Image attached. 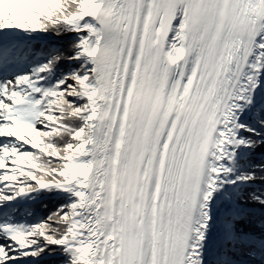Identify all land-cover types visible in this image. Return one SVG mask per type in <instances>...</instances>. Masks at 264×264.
Masks as SVG:
<instances>
[{
	"label": "snow or ice",
	"instance_id": "snow-or-ice-1",
	"mask_svg": "<svg viewBox=\"0 0 264 264\" xmlns=\"http://www.w3.org/2000/svg\"><path fill=\"white\" fill-rule=\"evenodd\" d=\"M0 264H264V0H0Z\"/></svg>",
	"mask_w": 264,
	"mask_h": 264
}]
</instances>
